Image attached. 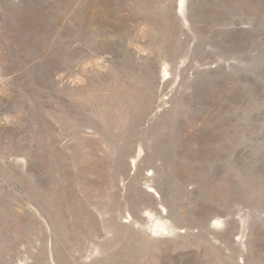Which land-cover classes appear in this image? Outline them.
Returning <instances> with one entry per match:
<instances>
[{
	"label": "rangeland",
	"instance_id": "374dc122",
	"mask_svg": "<svg viewBox=\"0 0 264 264\" xmlns=\"http://www.w3.org/2000/svg\"><path fill=\"white\" fill-rule=\"evenodd\" d=\"M0 264H264V0H0Z\"/></svg>",
	"mask_w": 264,
	"mask_h": 264
}]
</instances>
